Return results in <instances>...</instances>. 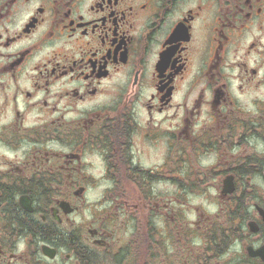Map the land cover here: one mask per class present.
Wrapping results in <instances>:
<instances>
[{"label":"flooded vegetation","instance_id":"obj_1","mask_svg":"<svg viewBox=\"0 0 264 264\" xmlns=\"http://www.w3.org/2000/svg\"><path fill=\"white\" fill-rule=\"evenodd\" d=\"M0 264H264V0H0Z\"/></svg>","mask_w":264,"mask_h":264},{"label":"rangeland","instance_id":"obj_2","mask_svg":"<svg viewBox=\"0 0 264 264\" xmlns=\"http://www.w3.org/2000/svg\"><path fill=\"white\" fill-rule=\"evenodd\" d=\"M98 198L99 197L96 195H89L88 201L90 204H92V203H94V201L96 202V200ZM207 198H208V196H206V197H193L190 199V201L197 206L198 205H204L205 207H208L210 204L207 203ZM86 216L89 217V211H86Z\"/></svg>","mask_w":264,"mask_h":264},{"label":"water","instance_id":"obj_3","mask_svg":"<svg viewBox=\"0 0 264 264\" xmlns=\"http://www.w3.org/2000/svg\"><path fill=\"white\" fill-rule=\"evenodd\" d=\"M45 254L47 255V252H45Z\"/></svg>","mask_w":264,"mask_h":264}]
</instances>
